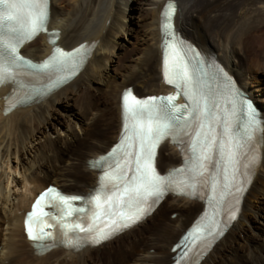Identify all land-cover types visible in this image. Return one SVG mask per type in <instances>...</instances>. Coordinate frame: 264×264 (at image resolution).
Here are the masks:
<instances>
[{
  "label": "bare ground",
  "instance_id": "obj_1",
  "mask_svg": "<svg viewBox=\"0 0 264 264\" xmlns=\"http://www.w3.org/2000/svg\"><path fill=\"white\" fill-rule=\"evenodd\" d=\"M167 1L51 0L49 29L60 31L58 44L71 49L85 42L93 50L81 73L45 98L6 112L9 97L19 86L9 83L0 88V264H173L174 244L204 209L203 202L187 196H169L146 220L98 247H59L41 253L27 240L23 225L31 197L48 184L79 195L96 189L100 170L94 161L120 135L125 88L133 87L139 96L174 90L162 74L160 24ZM175 1L178 30L216 57L258 104L263 118L259 159L239 217L200 264H264V0ZM129 21L141 32V47L121 66V57L131 50L118 38L130 30ZM52 48L49 36L41 35L23 53L42 60ZM78 126L82 136L75 132ZM11 159L17 160L16 170H22L19 183L25 191L19 196L9 191L11 175L2 170V165L9 168ZM183 161L177 144L161 147L162 172Z\"/></svg>",
  "mask_w": 264,
  "mask_h": 264
},
{
  "label": "snow or ice",
  "instance_id": "obj_2",
  "mask_svg": "<svg viewBox=\"0 0 264 264\" xmlns=\"http://www.w3.org/2000/svg\"><path fill=\"white\" fill-rule=\"evenodd\" d=\"M174 11V4L169 3L163 14L166 37L164 75L165 82L174 85L177 95L182 94L187 103L181 110L173 103L176 96L137 99L131 90L126 91L123 96L124 135L121 145L118 146L123 154L122 160L117 161L112 173L106 172L101 176L100 187L87 198L86 204L91 206L88 208L91 216H86L85 219H90L91 222L87 228L79 223L64 222L63 218L70 216L73 212H85L84 207H72V201L82 198L64 196L54 189H49L39 197L33 211L28 215V235L36 242L34 246L39 251L50 250L52 245L43 242L50 239L52 233L44 231L48 222L42 219L37 221L41 225L38 232L34 231L33 222L37 216L50 217L53 223L59 224L64 230L61 232L62 237L77 230L86 232L87 235L83 238L61 240L64 246L79 250L82 246L79 242L81 239L93 244L109 239L120 228L130 226L143 214L149 197H155L158 200L166 190L172 189L174 177L184 173L185 170L176 169L168 176H161L154 167L156 149L166 137H171L173 142L180 143L181 136H189L194 131L192 137L194 155L191 166L188 168L191 183L181 181L184 187L177 189L178 194H194L197 177L204 170L205 162L210 159L217 141L212 126L214 117L213 109L210 107L211 101L200 89L194 72H189L184 63L171 65L169 63L168 50L172 47L173 41L183 43L176 40L172 30L171 19ZM47 19L48 0H0V84L20 75H36L37 73L50 75L58 70L78 67L80 55L84 51L83 46L71 52L56 46L54 54L42 63H33L21 55L20 48L26 42L46 31ZM168 36H172L173 40L169 41ZM51 37L50 42L55 45L58 34L52 33ZM224 135L228 139L221 141L218 147L235 174L239 150L243 145L235 140L227 126L224 128ZM129 171H132L131 177L128 176ZM234 178L235 175H233ZM49 193H52L49 203L55 208L54 213L43 211L41 204ZM133 206L134 211H125V209H132ZM147 206L150 207V205ZM102 218L106 221L104 226L96 225L95 222ZM77 219L81 217L78 215ZM202 231L211 233V229H205L204 226H197L194 229V233Z\"/></svg>",
  "mask_w": 264,
  "mask_h": 264
},
{
  "label": "rangeland",
  "instance_id": "obj_3",
  "mask_svg": "<svg viewBox=\"0 0 264 264\" xmlns=\"http://www.w3.org/2000/svg\"><path fill=\"white\" fill-rule=\"evenodd\" d=\"M130 3H131V7H132V1H130ZM129 20H130V18H129ZM129 23V27H130V30H128L126 33H124V34H121L120 35V37L118 38L119 40L118 41H120V43L122 44V45H125V46H127V48H128V50H129V52H130V50H131V52L130 53H128V55L126 56H122V54H121V60L119 61V63L121 64V66L124 64V63H128V62H130V60L132 59V58H135L138 54H139V52H140V41L139 40H141V32L139 33L138 31H139V29H138V26L137 25H134V24H132V23H130V21L128 22ZM134 25V26H133ZM132 30H134V31H132ZM138 32V33H137ZM136 34H138V35H136ZM135 35V36H134ZM125 37V38H124ZM137 37V38H136ZM138 42V43H137ZM134 49H135V51H134ZM121 53H122V51H121ZM124 54V53H123ZM130 55V56H129ZM129 56V57H128ZM249 57H251V55H248ZM118 61H116V62H118ZM126 61V62H125ZM251 77H248V75H247V79H250ZM101 103V102H100ZM102 106V105H101ZM60 118V117H59ZM61 118H63V117H61ZM64 119V118H63ZM66 119V118H65ZM53 122H55V121H53ZM85 125H86V121H85ZM87 126V125H86ZM87 127H90V126H87ZM100 126L98 125V126H96L94 129H93V131H95V130H97L98 128H99ZM75 132L77 133V134H79L80 136H82V130H81V128H80V126H78V128L76 127L75 128ZM65 135V133H63V135L62 136H64ZM97 137H99V138H102V136H97ZM85 141V140H84ZM85 143V142H84ZM84 143H82V144H84ZM81 144V145H82ZM85 146V145H84ZM86 148H87V146H86ZM70 160H73L72 158L70 159ZM17 160L16 159H11V161H10V165H9V168H7L6 167V165H2L3 166V171H5L6 170V172H7V174H9V175H11V177H10V183H9V191H11L12 192V194H15L16 196H19V195H21V194H23L24 193V188L22 187V185L19 183L20 181H22L23 180V175H22V170L21 169H17L16 170V165H17V162H16ZM18 161H20V158H19V160ZM42 178V175H40V179ZM79 179H81V177H79ZM1 185H2V183H1ZM13 197H14V195H13ZM255 221H256V219H255ZM257 223H258V221H256ZM13 225V224H12ZM127 245L128 246H130L131 245V242H128L127 243ZM154 252L152 251L151 252V254H153ZM229 255H232V254H228V256ZM230 257V256H229ZM230 258H232V256L230 257ZM245 259L248 261V262H251V257L248 255V254H246V256H245Z\"/></svg>",
  "mask_w": 264,
  "mask_h": 264
}]
</instances>
